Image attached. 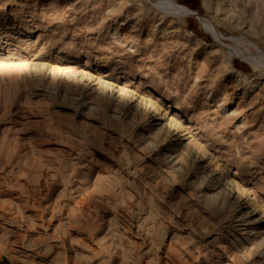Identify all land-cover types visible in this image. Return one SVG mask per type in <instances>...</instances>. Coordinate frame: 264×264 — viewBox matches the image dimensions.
Wrapping results in <instances>:
<instances>
[{"label": "rangeland", "instance_id": "rangeland-1", "mask_svg": "<svg viewBox=\"0 0 264 264\" xmlns=\"http://www.w3.org/2000/svg\"><path fill=\"white\" fill-rule=\"evenodd\" d=\"M164 1L0 0V264H264V0Z\"/></svg>", "mask_w": 264, "mask_h": 264}, {"label": "bare ground", "instance_id": "bare-ground-1", "mask_svg": "<svg viewBox=\"0 0 264 264\" xmlns=\"http://www.w3.org/2000/svg\"><path fill=\"white\" fill-rule=\"evenodd\" d=\"M159 3H164V5H165V6H163L164 9L168 8V9H171L173 12L177 11V12H185L186 14H194L193 12H190L188 9H186L184 6H181L172 0H167L166 2L164 1V2H159ZM171 10H170V12H171Z\"/></svg>", "mask_w": 264, "mask_h": 264}]
</instances>
